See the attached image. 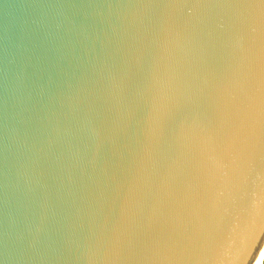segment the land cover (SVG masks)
Returning a JSON list of instances; mask_svg holds the SVG:
<instances>
[{
    "label": "water",
    "instance_id": "95a60500",
    "mask_svg": "<svg viewBox=\"0 0 264 264\" xmlns=\"http://www.w3.org/2000/svg\"><path fill=\"white\" fill-rule=\"evenodd\" d=\"M262 7L0 0V264H253L261 201L229 195L228 149L213 207L183 197L219 95L257 96Z\"/></svg>",
    "mask_w": 264,
    "mask_h": 264
},
{
    "label": "snow or ice",
    "instance_id": "6c2138e0",
    "mask_svg": "<svg viewBox=\"0 0 264 264\" xmlns=\"http://www.w3.org/2000/svg\"><path fill=\"white\" fill-rule=\"evenodd\" d=\"M260 25L262 45L257 96L253 98L251 104H245L234 98L227 99L221 93L214 108L213 122L193 134L190 176L196 186V192L183 198L186 200H191L193 196L198 200L206 198L207 207L204 213L213 207L208 179L211 172L207 167V159L228 149L235 161L228 183L229 195L242 194L248 200L259 196L260 211L264 216V7L260 12ZM177 107H180L179 102ZM253 174L256 175V181L254 185H250V177ZM150 228L163 234L171 229V224L167 216H162L153 220ZM167 264L171 262L168 261Z\"/></svg>",
    "mask_w": 264,
    "mask_h": 264
},
{
    "label": "bare ground",
    "instance_id": "6f19581e",
    "mask_svg": "<svg viewBox=\"0 0 264 264\" xmlns=\"http://www.w3.org/2000/svg\"><path fill=\"white\" fill-rule=\"evenodd\" d=\"M264 260V244L261 247V249L259 250V253L257 255V257L255 258L253 264H262Z\"/></svg>",
    "mask_w": 264,
    "mask_h": 264
},
{
    "label": "rangeland",
    "instance_id": "374dc122",
    "mask_svg": "<svg viewBox=\"0 0 264 264\" xmlns=\"http://www.w3.org/2000/svg\"><path fill=\"white\" fill-rule=\"evenodd\" d=\"M262 264H264V260H263V263Z\"/></svg>",
    "mask_w": 264,
    "mask_h": 264
}]
</instances>
